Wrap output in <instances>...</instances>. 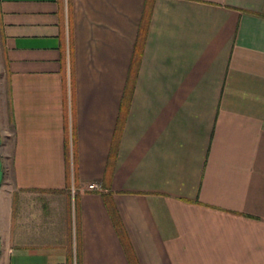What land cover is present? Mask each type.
I'll use <instances>...</instances> for the list:
<instances>
[{"label":"crops","instance_id":"obj_1","mask_svg":"<svg viewBox=\"0 0 264 264\" xmlns=\"http://www.w3.org/2000/svg\"><path fill=\"white\" fill-rule=\"evenodd\" d=\"M0 134V264H264V0H0Z\"/></svg>","mask_w":264,"mask_h":264},{"label":"water","instance_id":"obj_2","mask_svg":"<svg viewBox=\"0 0 264 264\" xmlns=\"http://www.w3.org/2000/svg\"><path fill=\"white\" fill-rule=\"evenodd\" d=\"M1 145H2V139H1V134H0V147ZM3 178H4L3 164L0 159V186L2 185ZM1 251H2V241H1V236H0V256H1Z\"/></svg>","mask_w":264,"mask_h":264},{"label":"built area","instance_id":"obj_3","mask_svg":"<svg viewBox=\"0 0 264 264\" xmlns=\"http://www.w3.org/2000/svg\"><path fill=\"white\" fill-rule=\"evenodd\" d=\"M88 189L92 190V191H101L102 190V186L99 185V184L94 183V184L89 185Z\"/></svg>","mask_w":264,"mask_h":264},{"label":"trees","instance_id":"obj_4","mask_svg":"<svg viewBox=\"0 0 264 264\" xmlns=\"http://www.w3.org/2000/svg\"><path fill=\"white\" fill-rule=\"evenodd\" d=\"M128 249H129V257H130V261H131V264H137L134 259H133V255H131V248L130 246H128ZM80 264V262L78 263Z\"/></svg>","mask_w":264,"mask_h":264}]
</instances>
